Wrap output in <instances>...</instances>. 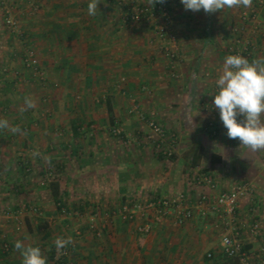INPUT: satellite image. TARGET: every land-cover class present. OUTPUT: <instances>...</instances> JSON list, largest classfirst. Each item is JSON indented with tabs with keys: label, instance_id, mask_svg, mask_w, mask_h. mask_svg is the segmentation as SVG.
Returning <instances> with one entry per match:
<instances>
[{
	"label": "crops",
	"instance_id": "obj_1",
	"mask_svg": "<svg viewBox=\"0 0 264 264\" xmlns=\"http://www.w3.org/2000/svg\"><path fill=\"white\" fill-rule=\"evenodd\" d=\"M89 2L0 0V119L9 122L0 129V208L22 211L0 218V264H22L17 240L40 247L48 264H239L222 255L212 214L177 225L172 218L153 223L152 210L131 221L118 213L124 205L180 194L194 208L201 194L212 198L239 184L254 192L238 202L239 238L257 254L264 233L250 235V210L264 200V150L240 148L227 135L211 137L205 127L213 116L205 106L213 105L216 80L237 42L251 51L250 61L264 57V8L252 0L250 8L205 13L167 0L181 57L174 77L152 29L124 23L120 7L149 6L146 0H100L95 16ZM2 7L11 8L18 32L5 28ZM30 47L43 81L24 66ZM26 97L35 107L21 111ZM134 105L176 134L170 159L154 153L145 124L129 113ZM17 125L21 131L13 134ZM113 127L120 137L110 134ZM196 145L203 151L193 167ZM199 172L213 176L214 190L196 189ZM46 175L51 179L40 188ZM30 205L41 217L26 214ZM145 224L150 232L140 233ZM68 236L74 243L58 254L55 238Z\"/></svg>",
	"mask_w": 264,
	"mask_h": 264
},
{
	"label": "built area",
	"instance_id": "obj_2",
	"mask_svg": "<svg viewBox=\"0 0 264 264\" xmlns=\"http://www.w3.org/2000/svg\"><path fill=\"white\" fill-rule=\"evenodd\" d=\"M23 3L26 0H17ZM258 7L264 8V0H258ZM38 6H33L36 10ZM124 11V23H142L152 29L155 36L159 39V52L168 60V69L171 75L177 77L176 67L180 59V51L177 40L172 30L169 28L170 7L167 0L163 3H155L149 6H129L126 9L120 7ZM2 17L5 28L11 32H18L17 22L12 16L10 7H2ZM251 18L255 16V9L250 12ZM229 55H242L250 60L251 51L247 47H239L238 42L230 49ZM23 63L26 69H29L34 76L43 81V74L39 67V62L35 56L34 50L30 47L25 51ZM218 88L215 83V94ZM205 109L211 112L212 119L207 123L205 130L211 137L224 136L227 129L220 120L219 110L212 104H206ZM140 122H143L148 129L149 139L153 142V148L157 155L170 159L176 148L177 137L174 133L168 132L158 123L153 113L147 117L144 116L139 107L134 105L130 111ZM113 137H120L122 130L119 127L110 129ZM128 143V142H127ZM196 189L206 187L210 190L216 188L214 178L209 173H198L194 179ZM253 189L248 184H239L227 192H221L212 198L205 194H201L197 199L194 208L186 207L184 202L186 198L180 194L173 200L165 198H156L147 200L143 204L135 202L131 207L124 205L118 213L125 220H133L135 214L139 213L142 217L146 210L153 211V223H159L164 219L172 218L177 225H182L192 220L195 216L205 217L208 213L216 217L215 229L219 238V246L222 255L228 259H236L239 264H264V245L259 247L258 253L253 254L245 250L244 244L239 238V231L236 226V210L238 202L241 199H247L253 196ZM31 212H36L35 208H29ZM255 219L249 226V233L253 238H259L264 233V200L256 202V206L250 210ZM22 211L12 214L10 211L0 208V218H9L13 215L19 216ZM150 224H145L138 228L140 233H149ZM209 258L211 255L208 256Z\"/></svg>",
	"mask_w": 264,
	"mask_h": 264
},
{
	"label": "clouds",
	"instance_id": "obj_3",
	"mask_svg": "<svg viewBox=\"0 0 264 264\" xmlns=\"http://www.w3.org/2000/svg\"><path fill=\"white\" fill-rule=\"evenodd\" d=\"M149 5L164 0H146ZM100 0H90L88 3V14L95 16ZM186 10L215 13L226 8H250L252 0H181ZM218 88L214 95L213 105L219 110L220 120L227 129L229 139H238L240 148H248L252 151L264 150V57L252 59L242 55H228L224 59L220 75L216 80ZM25 108L21 111L35 107L31 97L25 98ZM243 119L238 120L237 117ZM0 129H9V122L0 119ZM13 134L19 133V126L10 128ZM33 157L41 155L39 151L32 153ZM43 159L51 164V157ZM71 236L67 238L56 237L54 244L58 254L68 245L73 244ZM15 249L22 256V264H48L46 256L41 248L25 246L20 240L15 241Z\"/></svg>",
	"mask_w": 264,
	"mask_h": 264
},
{
	"label": "trees",
	"instance_id": "obj_4",
	"mask_svg": "<svg viewBox=\"0 0 264 264\" xmlns=\"http://www.w3.org/2000/svg\"><path fill=\"white\" fill-rule=\"evenodd\" d=\"M74 133H76V130L74 129ZM202 147L200 145H196L193 150V156H192V166L195 167L198 163V160H200L201 155H202ZM160 156V155H158ZM162 157V156H161ZM51 190L53 194L54 201L56 203L57 210L61 211L63 206L60 202V200L57 198V185L53 184L51 185ZM40 229V228H39ZM246 250V247L244 248Z\"/></svg>",
	"mask_w": 264,
	"mask_h": 264
},
{
	"label": "rangeland",
	"instance_id": "obj_5",
	"mask_svg": "<svg viewBox=\"0 0 264 264\" xmlns=\"http://www.w3.org/2000/svg\"><path fill=\"white\" fill-rule=\"evenodd\" d=\"M181 58V57H180ZM180 60V59H179ZM171 133H174V132H171ZM176 135V134H175ZM153 144V143H152ZM154 153L157 155V153L155 152L154 150ZM43 170V168H42ZM44 170L46 171L45 173H48V169L45 167ZM32 174V173H31ZM51 179V176L49 175H46L45 177L41 178L39 181H37V185L40 184V188H45V183H47L48 180ZM80 194H78L79 196ZM30 208H35L37 211L34 213V212H31V210L29 208H26V214L30 215V216H36V217H41V215H33V214H38V212H41L38 208L36 207H33L32 205H30ZM90 212V211H89ZM42 214V212H41ZM79 214V213H78ZM21 216V215H20ZM89 216H93L91 213L89 214ZM94 217V216H93ZM37 220V219H36Z\"/></svg>",
	"mask_w": 264,
	"mask_h": 264
}]
</instances>
